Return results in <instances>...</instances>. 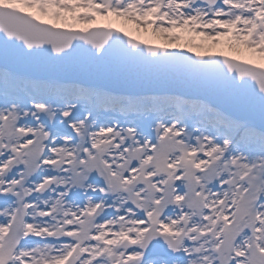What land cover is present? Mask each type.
Wrapping results in <instances>:
<instances>
[{"label":"snow or ice","instance_id":"1","mask_svg":"<svg viewBox=\"0 0 264 264\" xmlns=\"http://www.w3.org/2000/svg\"><path fill=\"white\" fill-rule=\"evenodd\" d=\"M0 264H264V0H0Z\"/></svg>","mask_w":264,"mask_h":264},{"label":"rangeland","instance_id":"2","mask_svg":"<svg viewBox=\"0 0 264 264\" xmlns=\"http://www.w3.org/2000/svg\"><path fill=\"white\" fill-rule=\"evenodd\" d=\"M78 27H79V25H78ZM197 40L199 41V38H197ZM157 42H163V41H157ZM207 46L209 48H211L212 51H225L224 48H223V45H221L220 47H216V46L212 45V42L211 41L207 42Z\"/></svg>","mask_w":264,"mask_h":264},{"label":"bare ground","instance_id":"3","mask_svg":"<svg viewBox=\"0 0 264 264\" xmlns=\"http://www.w3.org/2000/svg\"><path fill=\"white\" fill-rule=\"evenodd\" d=\"M121 23H122V22H121ZM130 27H131V26H130ZM223 48H224V50H225L226 52L228 51L226 47L223 46ZM229 54H231V53H229Z\"/></svg>","mask_w":264,"mask_h":264}]
</instances>
